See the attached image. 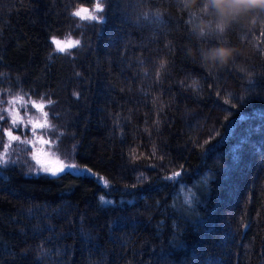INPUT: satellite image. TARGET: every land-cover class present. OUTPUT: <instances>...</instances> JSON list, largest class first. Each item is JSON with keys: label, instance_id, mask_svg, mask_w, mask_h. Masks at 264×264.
Returning <instances> with one entry per match:
<instances>
[{"label": "trees", "instance_id": "trees-1", "mask_svg": "<svg viewBox=\"0 0 264 264\" xmlns=\"http://www.w3.org/2000/svg\"><path fill=\"white\" fill-rule=\"evenodd\" d=\"M96 2L0 0V134L15 97L51 100L41 131L59 158L103 177L41 173L3 154V134L0 264H264V13L223 31L200 0H100L103 22L70 15ZM148 10L162 23L138 18ZM53 36L80 45L57 53ZM217 46L230 58L205 62Z\"/></svg>", "mask_w": 264, "mask_h": 264}, {"label": "snow or ice", "instance_id": "snow-or-ice-1", "mask_svg": "<svg viewBox=\"0 0 264 264\" xmlns=\"http://www.w3.org/2000/svg\"><path fill=\"white\" fill-rule=\"evenodd\" d=\"M139 2L146 3V2H150V0H139ZM184 3L185 6H187V0H184ZM200 6L205 15L212 16L216 21H218V23H216L215 31H223L225 27L224 21L226 20L229 22H237L250 12L259 11L264 13V0H200ZM104 10H105L104 3L100 2V0H97V2L94 3L92 9L83 6H78L70 13V15L79 18V20L81 21L103 22L104 17L98 14H102ZM138 18H142L145 22L149 24L162 23L160 13L152 12L151 10L142 11ZM253 23H255V21H253ZM211 24L212 22L210 21L208 25L209 31H213ZM205 34H206L205 29L201 28L199 31V35L203 37L205 36ZM50 39H51V44L55 46L54 51L57 53H67L71 55L69 50L76 48L80 45V40H72L70 37L63 41L57 39L55 36L51 37ZM226 55H228V53H226L224 49L222 48L218 49L216 52L211 54V59L213 61L212 63L214 65L216 63H219L217 61L219 59H222ZM202 58L205 60V62L209 61V56L205 55L204 53H202ZM165 67H166V61L161 60L159 63V67L157 68L155 73L157 80H159L161 73L165 70ZM240 71L243 72L244 70L240 69ZM149 74L150 73L147 71L144 73L145 76ZM249 76H251V73H249ZM191 87L196 88L198 87V85L194 81ZM0 95H2V93H0ZM9 95H11V93H9ZM73 95H76L77 97L79 96L78 93H74ZM217 95L219 96L220 93H217ZM23 99H24L23 95H18L11 101V103H15L16 100H23ZM52 103L54 102L51 100L48 101L47 105L44 103L38 104L35 101H31L30 106L32 109H37L43 112V109L48 105H51ZM22 107H27V102H25L22 105ZM232 107H236V105L233 104ZM44 115L45 117H47L48 114L44 113ZM4 120H6V116L0 113V121H4ZM156 123L158 124L159 121H157ZM18 124H19L18 119L13 118L11 121V126H18ZM33 127L45 129V131H47L49 126L47 124V120H45V123L43 124L39 122H34ZM51 127L54 129L55 126H51ZM3 134H6L10 138V140H19V137L14 136L12 134V131L5 130ZM3 134H0V138H2ZM5 147H7V145H5ZM33 159H35L36 164L40 166L39 171L41 173L50 174L53 177H57L59 175H64V174H72L83 178L95 177L96 182L98 184L103 180V177H96V174L93 173L92 170L90 168H87L86 166L82 168L76 164L64 163L63 161L58 160L57 161L59 165L58 167L49 168L47 166H44L42 162L36 157H33ZM5 163H7V161L0 159V165H3ZM29 170L36 171V169L32 165H29ZM141 176H143L142 173ZM180 176H181V171H176L172 173L170 176H165L164 179L178 183L179 182L178 178ZM207 179H208L207 177H203L200 183L206 184ZM104 187L106 188L109 187L107 181H104ZM133 187H135V185H133ZM189 193H190V197L186 196L184 200V204L186 206L184 211L191 213L194 211V206L200 203V199L197 196L196 192H192L191 190H189ZM99 201L104 204L111 203V201L105 200L104 196H100ZM174 227H178V226L174 225Z\"/></svg>", "mask_w": 264, "mask_h": 264}, {"label": "rangeland", "instance_id": "rangeland-1", "mask_svg": "<svg viewBox=\"0 0 264 264\" xmlns=\"http://www.w3.org/2000/svg\"><path fill=\"white\" fill-rule=\"evenodd\" d=\"M25 102H27L25 98L23 100H16L17 106L12 109L11 120L13 118H16L18 119L19 124L18 126H13V128L9 129V131H12V134L14 136L19 137V140H10V138L6 135L5 144L2 150L3 154L10 155L11 152H15L14 156L17 157L18 153H20L22 155L28 156L35 163L36 160L33 159V157L39 159L44 166H47L49 168L58 167L59 165L57 161L63 160L59 158L57 152L52 147L53 141L49 138L47 134L41 131V128L33 127L34 122H39L43 124L45 123V120H47L48 124V118L44 115V113L46 112L44 110L43 112L37 109L32 110L31 107H28V105L27 107H22ZM35 102L38 104L43 103L41 101ZM25 117L29 122L28 125H26ZM5 145H7V147H5ZM36 166L40 167L37 164Z\"/></svg>", "mask_w": 264, "mask_h": 264}, {"label": "clouds", "instance_id": "clouds-1", "mask_svg": "<svg viewBox=\"0 0 264 264\" xmlns=\"http://www.w3.org/2000/svg\"><path fill=\"white\" fill-rule=\"evenodd\" d=\"M191 2L194 3L195 0H191ZM220 48L224 49L225 52L228 53V55L224 56L222 59H219L217 62H219V63H226L227 62V60L230 58V56L232 54L231 53V50H229L227 48H224V47H219V46L213 47V48H208V49H206V50L203 51V53L205 55H208L209 56V62H213L212 59H211V54L214 53V52H216Z\"/></svg>", "mask_w": 264, "mask_h": 264}]
</instances>
